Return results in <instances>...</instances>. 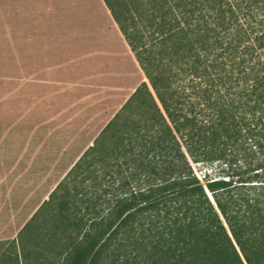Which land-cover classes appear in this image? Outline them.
Wrapping results in <instances>:
<instances>
[{
    "label": "trees",
    "instance_id": "16d2710c",
    "mask_svg": "<svg viewBox=\"0 0 264 264\" xmlns=\"http://www.w3.org/2000/svg\"><path fill=\"white\" fill-rule=\"evenodd\" d=\"M102 2L145 81L19 239L49 216L51 262L264 264V0Z\"/></svg>",
    "mask_w": 264,
    "mask_h": 264
},
{
    "label": "crops",
    "instance_id": "0c3cea01",
    "mask_svg": "<svg viewBox=\"0 0 264 264\" xmlns=\"http://www.w3.org/2000/svg\"><path fill=\"white\" fill-rule=\"evenodd\" d=\"M69 1L75 0L0 6L15 12L0 19L2 239L12 238L38 202L47 201L123 106L126 93L143 82L102 0ZM95 46H106V55L121 57L129 68L109 71L105 53Z\"/></svg>",
    "mask_w": 264,
    "mask_h": 264
},
{
    "label": "rangeland",
    "instance_id": "374dc122",
    "mask_svg": "<svg viewBox=\"0 0 264 264\" xmlns=\"http://www.w3.org/2000/svg\"><path fill=\"white\" fill-rule=\"evenodd\" d=\"M79 1L80 0L69 1V2H71L72 4L77 3L79 5L80 4ZM81 1L87 2V0H81ZM64 2H65V0H0V6L7 5L10 7H38V6L45 7V6H49V5H53V4H60V3H64ZM13 14H15V12H1L0 11V19H6L7 16H9V15L13 16ZM95 48H97L95 51L102 52V54L107 51L106 46H104L102 48H99L98 46L93 47V49H95ZM102 63H103L105 68L107 67L109 69V71H126L129 68L127 63L124 62L121 57L117 58L113 54L112 55H108V54L106 55V53H105L102 57ZM142 81L143 82L145 81L144 77H143ZM130 96L131 95L129 93H126V97L123 100V102L124 101L126 102V100ZM192 170H193V173L195 174V176L197 177V179L201 183H204V176L207 175V173L212 171L211 168H204V169H200V171H199L198 167H196L194 165H192ZM45 174L47 175V173H44V175ZM66 174H65V176H66ZM92 182H93V179H91V181H88V183H86V186L87 187L91 186L90 184ZM53 188L54 187L52 186L51 188L47 189L46 190L47 194L50 192V190H53ZM248 193L250 195H253L254 191H248ZM42 199L40 200V202H38L37 209L38 208L40 209L41 206L44 204L42 202ZM33 215L26 222L23 221L25 223L22 225V227H20L19 231H17L12 238L6 237V238L2 239V236L0 237V264H54V263L60 264V262L62 263V260H63L62 256L60 259H55L54 262H51L53 260L48 261V257H46V253L44 251L43 245L39 244V246H38L35 242L38 235L40 236L46 232V230L49 226V220H50L49 216L43 217L44 219H42V220L46 219L45 220L46 223L42 222L40 225V228L38 230L36 228L35 230L30 231L29 233L26 232L24 235H22V238L20 237V239H19L20 232L22 231L24 226L29 222V220H31ZM21 244L24 245V249L20 247ZM35 252L39 253V255L36 256Z\"/></svg>",
    "mask_w": 264,
    "mask_h": 264
}]
</instances>
